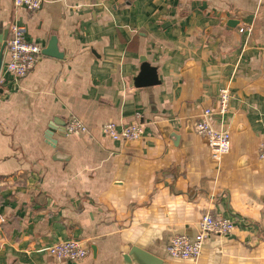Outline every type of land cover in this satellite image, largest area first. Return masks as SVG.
<instances>
[{"label":"crops","instance_id":"1","mask_svg":"<svg viewBox=\"0 0 264 264\" xmlns=\"http://www.w3.org/2000/svg\"><path fill=\"white\" fill-rule=\"evenodd\" d=\"M14 22L42 49L57 36L64 56L42 54L3 87L0 264H128L131 246L163 264H264V0H45L32 11L0 0L7 40ZM145 58L160 83L137 87ZM224 86L232 100L213 122L232 147L213 161L196 123ZM71 116L87 130L64 134ZM109 121L142 123L139 143L105 135ZM207 212L233 232L210 236L196 260L172 257L173 236L195 238ZM68 238L88 256L47 251Z\"/></svg>","mask_w":264,"mask_h":264},{"label":"built area","instance_id":"2","mask_svg":"<svg viewBox=\"0 0 264 264\" xmlns=\"http://www.w3.org/2000/svg\"><path fill=\"white\" fill-rule=\"evenodd\" d=\"M45 0H14L17 7L27 10L39 9ZM10 37L7 40L6 52L8 59L4 56L0 73V86L6 87L8 82L20 81L36 65L42 56V44L37 40L28 39L26 28L19 22L10 26ZM241 32L252 31L251 26L241 27ZM10 78V80H9ZM232 100V92L229 86L220 90L217 108L208 107L200 114L196 126L198 133L205 137L213 161H219L230 152L232 147V136L230 129L216 128L213 117L224 115ZM84 123L76 116H71L66 125L68 134L86 131ZM103 133L116 141H129L140 139L144 133V125L139 122L120 127L114 121H109L103 126ZM258 157L264 160V142L259 149ZM233 220L227 217L214 216L207 212L202 215L199 222V232L195 238L186 234H178L171 239L168 252L174 258L198 259L202 253L206 240L212 235H227L235 228ZM47 251L58 260L80 261L88 256L89 248L79 239L68 238L55 242L47 248Z\"/></svg>","mask_w":264,"mask_h":264},{"label":"water","instance_id":"3","mask_svg":"<svg viewBox=\"0 0 264 264\" xmlns=\"http://www.w3.org/2000/svg\"><path fill=\"white\" fill-rule=\"evenodd\" d=\"M237 23L235 20H229L228 21V27L227 29L231 32L232 29H234ZM9 35V27L7 26L5 29H0V73L3 65V58H4V50L7 45V38ZM43 55L48 56H54L62 58L64 54L60 52L58 48V38L57 36L53 35L51 36L50 40L48 41V44L42 49ZM160 83V80L158 78V72L157 68L153 65H151L147 59L142 60L141 70L139 74L135 78V85L137 87H143V86H153ZM4 92L3 88H0V97L1 94ZM54 123L58 124L57 118L53 120ZM63 126V133L67 134L66 128H65V122L61 123ZM54 130V127L52 124L49 125L48 131H47V137L48 139H52L50 137L51 132ZM131 144H138L139 139L136 140H130ZM130 252L125 256L126 261L128 264H163V260L142 249L137 246H131ZM93 253L96 254V247L93 246Z\"/></svg>","mask_w":264,"mask_h":264}]
</instances>
